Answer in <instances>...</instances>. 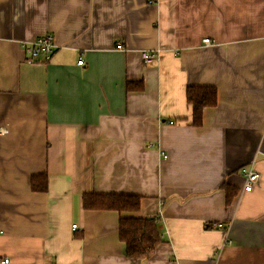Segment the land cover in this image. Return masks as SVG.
I'll return each mask as SVG.
<instances>
[{
	"label": "crops",
	"instance_id": "1",
	"mask_svg": "<svg viewBox=\"0 0 264 264\" xmlns=\"http://www.w3.org/2000/svg\"><path fill=\"white\" fill-rule=\"evenodd\" d=\"M46 33L54 52L29 60ZM190 85L217 90L199 126ZM0 128V264H264V0H0ZM120 216L157 218L150 257L125 255Z\"/></svg>",
	"mask_w": 264,
	"mask_h": 264
},
{
	"label": "trees",
	"instance_id": "2",
	"mask_svg": "<svg viewBox=\"0 0 264 264\" xmlns=\"http://www.w3.org/2000/svg\"><path fill=\"white\" fill-rule=\"evenodd\" d=\"M136 88L127 83V88ZM140 88V87H138ZM186 102L191 106V125L199 126L202 123V114L205 108L217 104V90L214 86L190 85L185 91ZM40 174L33 175L31 187L41 190L36 186ZM226 203L230 204L236 188L224 185ZM82 206L85 209H106L118 212H134L140 207L141 196L133 194L84 192ZM118 238L124 243L125 255L130 259H147L152 255L156 245L160 242V228L156 217H129L120 216L117 226Z\"/></svg>",
	"mask_w": 264,
	"mask_h": 264
},
{
	"label": "built area",
	"instance_id": "3",
	"mask_svg": "<svg viewBox=\"0 0 264 264\" xmlns=\"http://www.w3.org/2000/svg\"><path fill=\"white\" fill-rule=\"evenodd\" d=\"M202 41L206 44L210 43V40L208 38H203ZM23 50L25 53V56L32 61H37L40 59L47 60L50 58L52 53L54 52L56 48V44L54 41V37L50 33H46L44 35L38 36L35 39L24 42ZM115 49L117 50H125L121 42H117L115 45ZM139 56L143 63L149 64L156 60L158 53L157 51L153 49H141L139 50ZM82 60H78L76 63L81 64ZM169 123H172V121H168ZM6 133L5 128H0V134ZM149 146H152L151 143H149ZM161 152V151H160ZM161 155L163 158L167 157V154L164 152H161ZM240 173L243 178V183L241 186V192H249L253 191L257 188V184L259 181V173L254 168V161H251L249 164L245 165L240 169ZM72 229L76 228L75 224L71 225ZM229 242V240H227ZM7 259L3 260V263L7 262Z\"/></svg>",
	"mask_w": 264,
	"mask_h": 264
}]
</instances>
